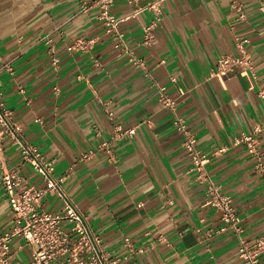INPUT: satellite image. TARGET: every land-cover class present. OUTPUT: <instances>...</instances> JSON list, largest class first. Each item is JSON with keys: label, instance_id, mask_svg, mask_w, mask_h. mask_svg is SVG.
Masks as SVG:
<instances>
[{"label": "crops", "instance_id": "1", "mask_svg": "<svg viewBox=\"0 0 264 264\" xmlns=\"http://www.w3.org/2000/svg\"><path fill=\"white\" fill-rule=\"evenodd\" d=\"M239 2L244 19L230 0H161L153 44H139L153 10L119 24L128 54L115 47L96 7L81 10L90 0H0V96L12 126L0 124V230L11 219L1 168L18 173L20 190L44 185L21 159L29 145L54 160L53 177L116 264H244L235 233L216 231L206 183L195 179L172 112L158 100L164 87L207 155L208 176L231 196L242 236L264 238V0ZM131 8L115 0L110 12ZM80 36L94 43L68 49ZM244 38L252 70L217 74V59L238 55ZM130 127L134 134L117 135ZM255 127L257 155L233 144ZM82 152L91 154L81 160ZM62 207L54 193L41 200L42 210ZM255 264H264V250Z\"/></svg>", "mask_w": 264, "mask_h": 264}, {"label": "built area", "instance_id": "2", "mask_svg": "<svg viewBox=\"0 0 264 264\" xmlns=\"http://www.w3.org/2000/svg\"><path fill=\"white\" fill-rule=\"evenodd\" d=\"M114 1L90 0L89 5H81V10L96 7L98 18L102 21L105 31L112 35L115 47H122L124 52L131 54V51L123 44V33L119 29V24L145 9H151L155 12V16L143 26L139 44L144 46L153 44L154 27L160 19L161 0L145 5H139L138 0H123L132 8L129 13L119 17L110 12ZM230 5L239 12V18L244 19L245 14L241 12L239 0H230ZM259 10L264 12L263 4L259 6ZM245 41H247L245 38L237 41L240 51L238 55H223L217 59L215 70L217 74L226 75L235 67L252 70V60L242 45ZM93 43L94 38L80 36L68 46V49L86 50ZM133 61L143 66L142 60ZM52 62L55 65L57 60L53 58ZM159 90L158 100L163 107L172 112V125L181 135V147L188 157L190 170L195 174L198 182L206 183L208 204L219 215L220 225L216 231L231 230L235 233L238 240V257L244 264H255L259 254L264 250V238L257 237L249 241L242 236L241 221L234 211L231 196L221 193L218 186L210 179L205 168L207 155L198 148L196 136L187 127L184 119L177 114L175 101L164 93V87H159ZM2 109L0 96V124L5 131L9 132L12 126L4 117ZM258 130L259 128L255 127L251 133L241 132L234 137L233 144L243 145L249 153L257 155L258 141L255 132ZM134 132V127L118 129L117 135L129 136ZM100 147L109 153L110 149L106 141H101ZM90 154V152H82L79 159H87ZM21 159L41 175L44 185L42 187L28 186L20 190L18 187L21 179L18 173L14 169L1 168V183L11 211V219L9 228L0 230V264H12L14 257L23 261L24 264H116L119 259L113 257L110 251L103 247L101 238L89 227L85 215L76 209L62 191L59 185L62 179L53 177L54 160L45 158L35 147L29 145L22 147ZM52 193L63 202L61 212L55 213L40 208L42 198ZM123 244L130 247V239L125 237ZM24 249L28 250L27 259L21 257Z\"/></svg>", "mask_w": 264, "mask_h": 264}]
</instances>
